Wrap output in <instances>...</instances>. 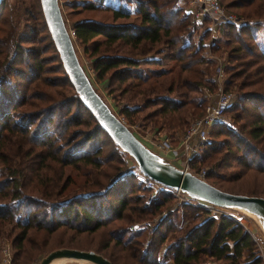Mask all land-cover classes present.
<instances>
[{
  "label": "trees",
  "instance_id": "obj_1",
  "mask_svg": "<svg viewBox=\"0 0 264 264\" xmlns=\"http://www.w3.org/2000/svg\"><path fill=\"white\" fill-rule=\"evenodd\" d=\"M219 2L225 9H243L238 16L247 20L264 18V0ZM6 3L0 2V240L9 242V264H22L19 260L29 246L38 241L43 246L55 234L66 230L71 237L93 234L118 220L125 226L109 228L105 246L97 249L113 264H129L130 260L136 264H204L206 256L239 264L244 251L255 249L238 219L223 214L200 220V215L207 213L202 201L197 202L201 205L180 204L149 228L130 229L128 224L134 220L159 213L177 200L173 188L164 185L153 190L147 203L139 202V196L133 194L140 185L145 187V182L132 172L109 183L114 171L102 168L99 135L104 134L116 149L120 147L70 82L40 0H15L8 6L11 14L4 18ZM82 8L110 15L108 21L86 17L70 26L103 36L92 51L96 55L91 68L116 96L127 97L115 106L128 124L149 105L156 107L142 117L168 130L185 126L184 115L202 114L207 98L201 85L205 84L207 66L203 69L200 65L211 63L202 54L209 29L193 41L194 21L189 11L175 6V0H139L136 21L115 23L116 17L130 13L102 0H84ZM260 25L257 20L241 24L222 21L217 29L220 36L210 44L214 47L222 42L225 46L227 78L223 89L237 88L235 101L226 112H233L235 121L243 120L232 129L226 127L229 138L222 142H203L189 167L192 161L208 159L204 179L222 190L227 188L220 181L246 175L264 177V50L253 35V27ZM43 40L54 55L50 59L54 66L45 63L43 52L48 48L40 45ZM50 73L53 75L48 77ZM24 80L29 85L22 86ZM113 93L109 94L115 96ZM24 105L28 106L22 109ZM57 112L62 113L56 117ZM77 123L86 128H72ZM220 148L226 151L221 153ZM114 159L123 162L117 155ZM246 190L264 196V182L259 189ZM77 191L84 194L75 195ZM180 207V221L175 222ZM142 234L145 237L140 238ZM109 241L113 245L108 249ZM0 264H5L1 258Z\"/></svg>",
  "mask_w": 264,
  "mask_h": 264
},
{
  "label": "rangeland",
  "instance_id": "obj_2",
  "mask_svg": "<svg viewBox=\"0 0 264 264\" xmlns=\"http://www.w3.org/2000/svg\"><path fill=\"white\" fill-rule=\"evenodd\" d=\"M15 0H6V6L3 9V17L7 18L9 17V15L11 14V10L8 9L9 5H13ZM61 3V7H62V12L63 15L65 17V20L68 24L69 27H71L70 25L72 24V22H74L75 20H81L84 19L86 17H94L97 19H107L110 20V15H108L107 12H104L103 10H90V9H82L80 6V4H75L72 7H74L76 10H73L71 12H69V4H66V2H62V0H59ZM97 1V0H94ZM104 3H108L110 2V0H102ZM122 3L127 4V2H133L134 4H138L139 0H121ZM223 3L229 1V0H222ZM122 5L123 7L125 5ZM188 0H175V6H182L184 8V10H186L188 8ZM129 6L131 7V5L129 4ZM221 6L223 7L224 13H232L233 15H235L237 18H239V22L235 23V24H241L243 22H247V21H252V20H257V21H261V25L257 26V27H253V35L255 36V39L260 43L261 48L264 50V18H255L253 17L252 19H245L243 17H239L238 16V12H241L243 9H233V8H228L225 9L222 4ZM80 8V9H79ZM110 11V10H109ZM190 13V12H189ZM192 15V14H190ZM255 18V19H254ZM138 18L136 16V12L130 13L129 16L126 17H116L114 22L115 23H130L133 21H136ZM194 23H191V26L193 27L192 32H193V41H196L197 38L202 34V32L205 30V28L209 29V33L206 35V37H204V43L206 44L205 48L202 50V54L204 55V58L208 59L211 61V63H203L200 65L201 68H205L207 66V70H205V75L204 78L205 80V84L201 85V87L203 86L204 89H201L202 91V95L206 96L207 99H205V102L202 106V109L204 108V106H206L212 99V96L215 94L217 86H216V80L214 78V70H215V65L218 63H221L223 61V64H225L226 60H227V55H226V50H225V46L222 45V42H218L215 43L214 47H210L211 42L213 43V41H215L216 38H218L220 36L219 31L217 30L218 27L221 25L222 21L216 20L214 23H212V20H210V18L207 21H204V19H200V20H196V18L192 17L191 18ZM234 23V22H233ZM75 30V35L72 37L73 42H74V49L76 52V55L78 57V60L80 62V64L83 66V68L86 70V72H88L89 76H90V82L94 88V90L96 91V93L102 98V100L106 103V105L109 107V109L121 120L123 121V123H125L129 129L131 131H133L134 133H136L140 138H141V144L143 146H145L147 149L154 151L159 157L168 160L169 162L175 163L177 165H180L178 162L174 161L173 158L169 157V154L166 153V151L162 150L158 145L159 142L161 140H164L165 138L170 142V144L176 146L180 137L186 132V130L188 129L190 123L195 119L200 117L201 115H196V114H192V115H184V119L186 120V125L180 128H175V129H171L168 130L165 127H158V125H154L150 120L148 119H144L142 117V114H145L147 112H149L150 110H152L153 108H155L156 106L154 105H149L146 108H144L140 113L138 114H134L133 117L137 118V119H133L134 122L128 124L127 123V119L120 114L117 111V107L115 106V102L118 101V103H123L125 102V99H127V97H118L116 96V91L114 89H111L107 86V82H99L98 79L94 76L92 68H91V63H92V58L94 57V55H96V53H92L94 47L103 40V36L96 34L92 31L89 30H82L81 28H74ZM218 40V39H217ZM48 44L47 40H43L40 45L44 46L45 48H48ZM43 56L47 57L46 60V64L50 65V66H54V61H51L50 59L53 58V53L51 51V49H47L43 52ZM170 63L166 64V66H169ZM21 68H23L22 65H20ZM225 72V71H224ZM53 74H47V76L51 77ZM58 75L54 76V78H56ZM53 78V77H52ZM53 78V79H54ZM227 78L226 73H224L223 75V82H222V88L224 87V82ZM55 80V79H54ZM23 83H21V85L23 86L24 84L29 85L28 83H30L29 81H22ZM55 82V81H54ZM22 86H19L20 88H22ZM122 86V85H121ZM233 91H230L233 93V100L230 104H233L235 101V97H236V92H237V88L232 87L231 88ZM114 90V91H113ZM206 90H208V94H210V96L207 94ZM111 92H114L113 94L115 96H112ZM28 94V92H27ZM173 96V95H172ZM44 104V102H43ZM40 105V106H43ZM47 104V103H45ZM55 104H59V103H55ZM25 106L28 105H24L22 107L25 108ZM33 106V105H31ZM250 106H248L247 108H249ZM62 112H57L56 113V117L58 116V114H60ZM71 114V113H70ZM61 115V114H60ZM79 116V115H78ZM224 116V122L223 124H219V125H214V126H210L208 129V133H207V137L203 142H209L213 140V144L216 145V143H220L222 142V140L229 138V135L227 134L228 132V128L232 129L235 126H237L239 124L240 121H242L243 119H239L238 121H235L233 119V112H226L223 114ZM81 117V116H80ZM82 117L83 119H85L86 117L84 116V114L82 113ZM81 117V118H82ZM82 122V121H81ZM80 128L81 130H84L86 128L85 125H82L81 123H77L74 125V127L72 128ZM228 127V128H226ZM88 128V127H87ZM99 142L101 144V150H102V154H101V161L103 162L102 164V168H104L105 170L109 171L110 173L112 171H114V173L109 177L108 181L109 183L112 182L113 180L123 176L124 174L128 173V172H132L134 175L137 172H140L138 170V166L136 164L135 158L128 152L125 151H121L116 149L108 140L107 137H105L104 134L99 135L98 137ZM199 143L197 148L193 151L192 154L189 155V160L196 154L198 153L201 144L203 143ZM221 153L225 152L226 149L225 148H220L219 149ZM114 153V154H112ZM202 153H200L199 155H201ZM117 155L119 158H121V160L123 162L119 163L114 159V156ZM189 160H188V165H189ZM193 165L192 167H189L192 171H199L201 169H205V171H207L209 165L208 164V159H206L204 162H194L192 161ZM115 167V168H114ZM263 179L264 177L262 175H256L255 177L250 176V175H246L243 176L240 179H236V180H229V181H220V183L223 184V186L225 188H227L226 191L229 192H233V193H242V194H247V195H256V194H249L248 190L246 189H252V188H261L263 185ZM154 181V180H153ZM156 182V181H154ZM159 183V182H157ZM174 190V189H172ZM152 191L153 188L149 185H147L145 183V187L143 185H140L137 189H134L133 193L134 195H138L139 196V202H149L150 199H152L153 195H152ZM173 192V191H172ZM75 195H83L84 191H77L74 193ZM262 196V195H260ZM176 197V196H175ZM264 197V196H263ZM177 200H172L171 202H169V204L165 207H163L164 209H162L159 213H152L151 215H147L145 216L143 219L140 220H134L133 222H131L130 224H128V227L130 229H140L142 230L143 228H149L150 226H153L154 224H156V222H158L159 220H161L165 215H167V213L169 212V210L173 211V210H177L176 208H178V206L180 204L185 203L184 200L183 201H179L178 198L176 197ZM194 202L193 203H189L186 202V204H199L197 202H199L198 200L193 199ZM203 205H201V207H205L207 209V213H202V215H200V220L205 219L207 217H218L220 215H228V216H232L236 219L239 220V222L243 225V227L248 230L249 234L251 235L254 244H255V249L253 248L252 251L246 252L244 251L241 258H239V264H254L253 262L256 259H259L258 263L255 264H264V234L262 232V229L260 228V226L255 222L254 219H252L251 217H249L246 213H244L242 210L237 209V208H232V207H228V206H220V205H211L208 203H202ZM205 204V205H204ZM181 207L178 210V213L175 214L174 216V220L175 222H179L180 221V217H181ZM199 220V219H198ZM124 225L126 223H124L121 220L118 221H113L111 224H109V226L105 227V229L103 231H99L93 234H85V233H81L78 235H73L72 237L70 236V231L66 230L63 231L61 233L55 234L52 237L47 238L45 245L40 246L39 241L36 244H33L31 246H29L26 249V252L23 253V257L19 260L22 264H38L40 259L47 254L50 250L55 249V248H59V247H73V248H78V249H84V250H89L92 249L100 254H102L101 252L97 251L98 248H102L105 246V242L108 240V234L106 235L105 233L107 232V230L111 227L114 226H118V225ZM147 231V230H146ZM145 231V232H146ZM170 232L167 233V240H169L170 238ZM147 237L149 236L148 233L146 234ZM145 237L144 234H142L140 236V238ZM5 244H7L6 246L9 247V252H10V256H11V251H10V246H9V242L7 239H1L0 240V258H1V262L5 263V264H9V262H5L3 261V255L1 252V249L4 248ZM69 245V246H66ZM76 245V246H73ZM113 245L112 241H109V246L107 247L108 249ZM78 246V247H77ZM107 250V249H106ZM103 255V254H102ZM105 256V255H103ZM106 257V256H105ZM205 263L204 264H233L230 261L227 260H223V259H212L208 256L205 257ZM68 261V262H67ZM65 262H63L62 264H90V263H86V262H79V261H71V260H67ZM129 264H136L133 261H129Z\"/></svg>",
  "mask_w": 264,
  "mask_h": 264
},
{
  "label": "water",
  "instance_id": "obj_3",
  "mask_svg": "<svg viewBox=\"0 0 264 264\" xmlns=\"http://www.w3.org/2000/svg\"><path fill=\"white\" fill-rule=\"evenodd\" d=\"M2 0H0L1 2ZM45 23L51 38L58 51L62 65L77 92L80 100L92 113L100 126L107 132L112 140L120 147L121 151L130 153L136 161L138 170L147 178L188 195L192 199L211 205L228 206L243 210V207L260 210L264 213V197L260 195H247L222 190L204 178L185 170L183 167L159 157L154 151L141 144V138L131 131L106 105L96 93L88 72L80 64L74 49V42L69 33V27L62 12L59 0H40ZM90 78V79H89ZM146 156L165 163L169 170L163 174L150 169ZM247 214V213H246ZM248 215V214H247ZM252 219V216L248 215ZM255 220V219H254ZM260 226L264 234V230ZM55 259L62 263L71 260L90 264H113L107 257L89 249L73 247H59L50 250L38 264H50Z\"/></svg>",
  "mask_w": 264,
  "mask_h": 264
},
{
  "label": "built area",
  "instance_id": "obj_4",
  "mask_svg": "<svg viewBox=\"0 0 264 264\" xmlns=\"http://www.w3.org/2000/svg\"><path fill=\"white\" fill-rule=\"evenodd\" d=\"M188 3L193 7L194 16L197 19H204L206 17L212 20L214 23L216 20L227 21L238 23L240 20L232 13H224L223 7L219 0H188ZM69 27V26H68ZM69 33L71 37L75 35V30L69 27ZM224 75V64L223 61L215 65L214 78L216 80V92L212 96L211 101L205 106L203 114L195 118L189 125L186 132L180 137L176 146L170 144L165 138L159 142V147L166 151L173 158H177L182 167L185 170L197 175L198 177L204 178L205 169L199 171H192L189 168L188 160L189 155L197 148L198 144L203 142L208 133V129L212 124H223L226 109L233 100V93L222 88ZM208 94V90H206ZM210 96V94H208ZM135 177L138 180L145 182L151 186L154 191L160 190L164 187L163 184L154 182L152 179H147L141 172H137ZM173 194L178 198L179 201L193 203L194 200L188 195L180 192L179 190H172ZM5 244L4 248L1 249L3 255V261H10L9 247Z\"/></svg>",
  "mask_w": 264,
  "mask_h": 264
},
{
  "label": "crops",
  "instance_id": "obj_5",
  "mask_svg": "<svg viewBox=\"0 0 264 264\" xmlns=\"http://www.w3.org/2000/svg\"><path fill=\"white\" fill-rule=\"evenodd\" d=\"M84 0H64V2H66V4H69V12H71V11H73V10H76L74 7H72L73 5H75V4H80V5H82V2H83ZM62 2H63V0H62ZM102 3L103 4H106V5H109L111 8H114V9H119V10H121V11H123V12H126V13H133V12H136L137 11V8H138V4H134L132 1L131 2H127V4H124V3H122V1L121 0H110V2H106V3H104L103 1H102ZM125 5L124 7L122 6V5ZM129 4L131 5V7L129 6ZM188 5V8L186 9L187 11H189L190 12V14H192L191 15V18L192 17H194V18H196L195 16H194V13H193V7L188 3L187 4ZM81 8H82V6H80ZM80 9V8H79ZM83 9V8H82ZM84 10V9H83ZM196 20H197V18H196ZM198 20H200V19H198ZM83 30V29H82ZM169 157H171V158H173V156H171V155H169ZM174 159V161H176V162H178L180 165L179 166H181L182 167V165H181V163H180V161L177 159V158H173Z\"/></svg>",
  "mask_w": 264,
  "mask_h": 264
},
{
  "label": "bare ground",
  "instance_id": "obj_6",
  "mask_svg": "<svg viewBox=\"0 0 264 264\" xmlns=\"http://www.w3.org/2000/svg\"><path fill=\"white\" fill-rule=\"evenodd\" d=\"M147 158V164L150 169L154 170L155 172L163 174L165 171L169 170V167L163 163L160 162L153 157L146 156ZM243 210L250 216H252L263 228L264 230V213L260 210H253L246 207H243ZM68 262V261H67ZM50 264H62L61 259H55Z\"/></svg>",
  "mask_w": 264,
  "mask_h": 264
}]
</instances>
